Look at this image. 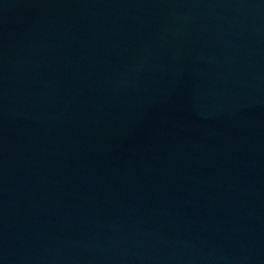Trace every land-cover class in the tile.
<instances>
[{
	"label": "water",
	"instance_id": "obj_1",
	"mask_svg": "<svg viewBox=\"0 0 264 264\" xmlns=\"http://www.w3.org/2000/svg\"><path fill=\"white\" fill-rule=\"evenodd\" d=\"M0 264H264V0H0Z\"/></svg>",
	"mask_w": 264,
	"mask_h": 264
}]
</instances>
